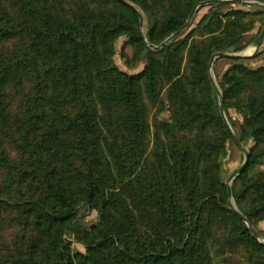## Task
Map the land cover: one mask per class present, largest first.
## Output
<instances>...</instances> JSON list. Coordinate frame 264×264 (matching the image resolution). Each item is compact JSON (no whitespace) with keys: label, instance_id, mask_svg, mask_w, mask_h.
<instances>
[{"label":"trees","instance_id":"1","mask_svg":"<svg viewBox=\"0 0 264 264\" xmlns=\"http://www.w3.org/2000/svg\"><path fill=\"white\" fill-rule=\"evenodd\" d=\"M130 1L149 20L147 44L160 46L208 0ZM239 20L210 17L154 53L120 0H0V264H213L214 232L222 264H264V245L230 209L219 159L233 139L209 79ZM121 36L143 71L115 64ZM241 61L217 85L252 134L232 197L261 236L264 67ZM80 208L100 224L78 239L86 255H73L63 235Z\"/></svg>","mask_w":264,"mask_h":264},{"label":"rangeland","instance_id":"2","mask_svg":"<svg viewBox=\"0 0 264 264\" xmlns=\"http://www.w3.org/2000/svg\"><path fill=\"white\" fill-rule=\"evenodd\" d=\"M120 1L129 3L130 5L134 6L143 15V22L141 23V34H142L144 43L148 42L147 35L149 33L150 24L143 10L138 5L131 2L130 0H120ZM232 12H240L241 16L238 15L236 17L229 18V14ZM220 16L224 23H226L229 20L236 21L241 18V20L237 21L238 23L237 26L234 27L235 31H239V34L226 42L224 47L227 48V52H224V53L241 54V55H246V56L250 55L251 52L249 53L248 51L250 49L252 50V42L258 37L262 29L264 28V7L263 6H259V5H255L251 3H244V4H221L219 6L208 5V6L202 7L196 12L194 17L190 20L188 28L185 29L181 34L182 37L187 36L192 30L196 29L203 20L204 22H207L209 21L210 17L218 18ZM234 18L236 19L234 20ZM209 37L210 36H206L205 38H209ZM127 40L128 38L126 36H121L120 38L116 40V47H115L116 53L114 56V62L120 70L126 72L127 74H137L144 70L145 62L139 61L141 57L136 56L137 49L135 48L132 50L129 49L128 55L131 58V60L123 56L124 54L123 47L125 43L127 42ZM147 48L154 53L163 49V48H160L159 50H153V49H150L148 46ZM154 55L160 60H162L164 56L162 53L154 54ZM216 55L218 54H215L212 57V59ZM183 57H184V60H183L182 68L183 70H186L187 69L186 55H183ZM240 63H243L246 67L252 70L264 67V42L259 48L255 56L251 58H242V61ZM233 64H234L233 60L218 59L215 61L211 70L209 67V74H212V77L214 78L216 83H218L219 77H221L225 73V71H227ZM153 113H154V110L150 109V123L152 124V131L150 135L151 143H153L154 134H155V128L152 122L153 115H154ZM228 116L233 120L234 124H233L232 129L234 133H237L238 136H242L244 138L245 142L243 143V146L246 148L248 152H250V150H252V148L254 147V141L251 138V135H252L251 131L249 129H246L245 134L242 132L241 127L243 124V119L240 115L236 113V111L229 109L227 111L226 118ZM169 118L170 116L168 112H164L159 117V119L161 120H169ZM152 146L153 144L150 145V148H152ZM244 159L245 157L243 153L240 151V149L234 143V141L228 142L226 144V154L222 158L220 157L219 159L221 177L224 179L226 186H227V181L230 179L234 171L243 164ZM258 161H259V164L255 166L253 172L264 173V155L262 157L259 156ZM237 179L232 183V186H235L237 191H239L241 188V183L240 182L238 183ZM232 186H231V189H232ZM228 201L229 203L230 202L233 203L234 206L236 207L233 197L231 200L228 198ZM76 214L77 215L75 219L72 221L71 225L64 231L63 239L68 244H70V249L73 255H76V254L86 255V252H87L86 248L82 243L78 241V239H82L86 233H90L92 229H95L98 227V225L100 224V214L96 211L85 210L84 208L77 209ZM257 229L261 232V236L260 235L258 236L259 239L262 242H264V220L257 224ZM221 233H223V231H221ZM215 234H219V235L215 237V241L213 242L209 241L208 242L209 244L207 245V247L210 249L213 264H222V260L224 257L221 256L220 254L221 246H220V243L218 242L221 240L222 235H220V232H214V235ZM238 258L241 261H244L245 255L242 254Z\"/></svg>","mask_w":264,"mask_h":264},{"label":"water","instance_id":"3","mask_svg":"<svg viewBox=\"0 0 264 264\" xmlns=\"http://www.w3.org/2000/svg\"><path fill=\"white\" fill-rule=\"evenodd\" d=\"M125 3V2H124ZM244 3H251V4H255V5H259V6H263L264 7V0H210V1H205L202 2L198 5H196L192 12L191 15L189 16V19L187 21V23L175 34H173L171 37H169L168 39H166L160 46H153V45H149L146 42V45L153 50H159L160 48H164L166 47L168 44L171 43V41L180 36L182 34V32L188 28L189 22L190 20L194 17V15L196 14V12L205 6L208 5H221V4H244ZM129 6H131L139 15L140 21L141 23L143 22V15L140 13V11H138L134 6L130 5L129 3H126ZM264 42V28L262 29V31L260 32V34L258 35V37L252 42V52L250 55L246 56V55H241V54H226V53H220L218 55H216L213 59H211L210 63H209V67L210 70L213 67L214 63L216 60L218 59H230V60H237V59H242V58H251L253 56L256 55V53L258 52L259 48L261 47V45ZM209 79L211 82L212 87L214 88L215 92L218 95L219 98V108H220V114L226 124V127L229 131V133L232 136V139L234 141V143L238 146V148L240 149V151L243 153L245 159L243 164L234 171V173L232 174V176L230 177V179L227 181V189H228V197L231 200L232 199V183L242 175V173L246 170V168L248 167L249 164V152L246 150V148L243 146L242 142L240 141V139L238 138V136L234 133L233 129L231 128L227 118H226V114H225V110H224V105H223V97L222 94L220 92V89L216 83V81L214 80V78L212 77V74H209ZM230 209L235 213V215H237L248 227L249 231L253 234V236L255 237V239L258 240V242L262 245H264V242H262L258 235L256 234L255 230L253 229V227L251 226V224L245 219V217L237 210V208L234 206L233 203L230 202Z\"/></svg>","mask_w":264,"mask_h":264},{"label":"bare ground","instance_id":"4","mask_svg":"<svg viewBox=\"0 0 264 264\" xmlns=\"http://www.w3.org/2000/svg\"><path fill=\"white\" fill-rule=\"evenodd\" d=\"M247 51H248V50H247ZM248 52L250 53V52H252V50L250 49ZM247 55H248V54H247Z\"/></svg>","mask_w":264,"mask_h":264}]
</instances>
